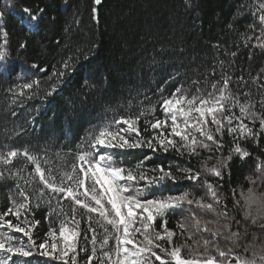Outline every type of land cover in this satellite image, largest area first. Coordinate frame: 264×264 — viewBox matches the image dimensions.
<instances>
[{
	"label": "trees",
	"instance_id": "1",
	"mask_svg": "<svg viewBox=\"0 0 264 264\" xmlns=\"http://www.w3.org/2000/svg\"><path fill=\"white\" fill-rule=\"evenodd\" d=\"M24 8L33 13L38 9L44 12L39 21H29ZM0 11L5 13L0 18V51L7 53V60L0 61V153L27 150L40 160L46 172L51 170L57 183L62 173L70 172L72 164L78 163L79 152L91 150L88 146L91 137L121 116L135 117L143 112L138 123L140 137L151 138L154 133L145 121L163 120L161 101L178 88L189 97L218 94L223 80L228 78V90L239 103L226 115L240 116L239 105L246 104L250 113L264 117V47L260 46L264 43V21L260 19L264 16V0H102L100 5L94 0H0ZM30 24L33 27H29ZM22 43L27 46L21 48ZM5 68L10 71L5 72ZM24 84L33 87L23 88ZM53 86H56L55 92H52ZM236 123L238 121L233 120V126ZM244 123L258 134L255 139L234 141L227 125L221 137L209 122L223 148L213 149L211 153L198 149V157H190L186 152L180 155L171 149L167 153L153 151L147 146L103 148L101 154L112 155L116 167L131 169L133 174L143 171L149 177H159V166L171 169L174 179L168 177L152 184L143 193L144 199L188 193L191 199L203 198L205 203H212L205 181L212 184L229 215L240 221L239 239L220 238L219 247L225 251L231 249L228 257L231 262L239 257L261 264L264 254L258 250L264 248V231L258 224L252 225L250 220L244 219L246 209L241 194L247 195L249 188L257 194L264 193V173L258 170V159L264 161V130L260 129L259 119L253 123L245 117ZM120 127L124 126L112 124L111 130ZM127 136L131 141L135 134L128 133ZM235 143L246 149L250 156L240 159L233 154L227 168L219 169L221 177L202 170L205 161L207 168L218 166L217 159L227 157ZM209 156L212 159H207ZM33 168L34 165L22 155L11 164L0 163V173L4 176L0 179V214L12 207L13 200L17 204L24 202L19 195L22 189L29 198L31 211L4 219L27 226L36 245L29 257L0 251V261L7 264H65V261L55 259L65 246L59 227L62 221H67L71 229V218L75 217L80 221L76 229L80 235H65L69 236V244L75 243L77 264H86L94 246V234L97 256L104 264H111L102 254L112 252L115 259V229L102 220L98 224V215L91 213L93 233L86 210L77 207L73 212L70 200L48 190L38 200L41 185L29 175ZM154 169L156 171H152ZM186 169L200 171L201 178L195 182L186 179ZM248 177L256 180V184L253 185ZM145 183L138 181L135 187L142 189ZM49 199L50 204L45 202ZM235 201L240 204L236 205ZM36 204L40 206L36 207ZM252 212L256 214L255 205ZM192 213L201 221L215 219L212 213L197 209L195 205L169 210L163 218L157 217L152 230L162 231L163 219L167 228L177 235L172 245L165 241L159 243L169 249L185 240L191 244L187 232L180 234L178 224L184 223L193 230ZM0 224H3L2 220ZM105 227L109 240L101 248ZM51 229L56 231L49 236ZM236 230L237 225L233 223V231ZM0 234V239L13 237L10 241L13 245H29L28 237L7 226L0 227ZM134 238L138 242L143 240L141 234ZM195 238L212 239V236L202 233ZM45 241V250L54 251V256L38 254V246ZM53 243L57 245L55 250L51 248ZM154 250L159 254V249ZM199 251L203 252V247ZM72 254L69 252V257ZM208 254L218 260L224 259L213 247H209ZM163 255L168 258L166 253ZM182 255L188 258L189 249H182ZM68 264H71L70 260ZM92 264H98V261L94 259Z\"/></svg>",
	"mask_w": 264,
	"mask_h": 264
},
{
	"label": "snow or ice",
	"instance_id": "2",
	"mask_svg": "<svg viewBox=\"0 0 264 264\" xmlns=\"http://www.w3.org/2000/svg\"><path fill=\"white\" fill-rule=\"evenodd\" d=\"M101 2L102 0H94L96 5H100ZM93 11L95 12L96 9ZM23 12L28 14L29 21H39L44 10L38 9L36 13H33L31 9L24 8ZM4 15L5 13L0 11V18H3ZM260 19L264 21V16H261ZM29 27H33V25L30 24ZM35 27H38V24ZM4 35L5 37L8 35L7 31L4 32ZM26 46V43L20 45L21 48ZM260 46L264 47V43H261ZM6 60V51H0V61ZM65 67L67 68L68 65L65 64ZM4 71H10V68H5ZM60 75H63V73ZM32 87V84L23 85V88L30 89ZM212 87L216 89V85ZM55 91L56 86H53L52 92ZM237 103L239 102L228 90V78L223 80V87L219 89L218 94L213 92L189 97L182 89L178 88L172 95L161 101L164 119H157L154 122L145 121L154 133L151 138L144 140L140 137L138 123L144 115L143 112L135 117L121 116L119 119L105 124L91 137L88 141L91 150L81 151L77 154L76 160L78 163L72 164L70 172L62 173L59 183L56 182V177L51 174V170L46 172V169L41 166L40 160L27 150L22 153L20 150H10L6 154L0 153V163L11 164L15 158L22 155L34 165L29 175L41 185L38 189V200L44 196L46 190L57 196H62L63 199L70 200L73 204V212L76 211L77 207L86 210L89 228L93 233H95V229L91 228V213L98 215V224L102 220L107 225H111L117 233L114 249L115 259L112 258V252H103L102 254L111 264H155L156 261L159 264H232L228 260L231 249L228 251L222 250L219 247V239L238 240L240 237V221H236L233 216L229 215L226 205L222 198L217 195L212 184L205 181L212 203H205L203 198L191 199L188 193L163 199H144L142 198L143 193L152 184L159 183L168 177L174 179L171 169L165 170L163 166H159L158 171L161 173L159 177H149L143 171L133 174L131 169L116 167L114 157L101 154V150L103 148L136 149L147 146L153 151L162 150L167 153L171 149L180 155H184L186 152L190 157H198L200 154L198 149L207 150L211 153L213 149L220 150L223 148V144L216 138L214 132L223 137L225 125H227L228 133L233 135L234 141L236 139H255L258 134L254 133L253 129L244 123V118L251 119L253 123L256 119H259L260 129L264 130V117L250 113L249 106L246 104L239 105L240 116L237 117L234 113L226 115V112H230L232 108H235ZM233 120L238 121L235 126H233ZM209 122L214 126V132L213 128L209 126ZM112 124L123 125L124 127L113 131L111 130ZM165 129H167V132H165ZM128 133L135 134L131 141L128 139ZM233 154H237L240 159L250 156L246 149L242 148L239 143H235V146L229 149L227 157L221 156L217 159L218 166L207 168V161H205L202 170L216 177H221L219 169L221 167L227 168ZM207 159H212V156ZM45 163H48V161H45ZM258 170L264 173V161H259V159ZM152 171H156V169ZM184 174L186 179L193 182L201 178L200 171L193 172L191 169H186ZM3 178V173H0V179ZM248 179L253 185L256 184V180L251 177H248ZM138 181L146 182L144 188L135 187ZM19 195L23 197L24 202L17 204L15 200L12 201V207L0 214V220L3 221L0 227L7 226L15 232L22 233L25 237H28L29 245L25 246L20 243L13 245L10 243L13 237H5L0 239V251L29 257L33 255L31 249L36 247L31 240L30 229L27 226L22 227L19 222L13 223L11 219H4L5 216L9 215L20 217L22 211H31L29 198L22 189ZM241 195L246 209L244 219L250 220L252 225L258 224L261 231H264V193L257 194L253 188H249L247 195ZM45 202L50 204L51 200ZM235 204L239 205L240 201H235ZM184 205H188L189 208L195 205L197 209L212 213L215 219L213 221H201L192 213L193 230H189L184 223L178 224L181 230L180 234L183 235L187 232V239L192 240V243L188 244L185 240L179 246H172L170 249L164 247L159 241H165L167 244L172 245L173 238L177 233L168 229L166 221L163 219L161 220L162 231H153L152 226L157 217L163 218L169 210L183 209ZM253 205L256 206L255 215L252 212ZM35 206L39 207L40 205L36 204ZM61 211H63L62 208ZM35 223L38 224L39 221ZM71 223V229L67 221H62L59 227V234L63 237L65 246L60 249V254L55 256V259L63 260L65 264H68L69 260L71 264H77L76 257L78 253H76L75 243L69 244V236L65 234L70 233L71 236L78 237L80 233L76 229L79 227L80 221L72 217ZM233 223L237 225L236 231H233ZM210 225L214 226L210 227ZM55 231L51 229L48 235L52 236ZM104 231L105 236L101 242V248L105 247L109 240L108 228L105 227ZM202 233H210L212 239L195 238ZM136 234H141L143 240L138 242L134 238ZM92 241L94 246L86 264H92L94 259L98 261V264H104V260L97 256L95 234ZM46 243L47 241L38 246V254L49 257L54 256V251L45 250ZM129 245L132 247H128ZM201 247H203V252L199 251ZM209 247L215 248L219 253V257L224 259L218 260L216 256L208 254ZM51 248L55 250L57 245L53 243ZM185 248L189 249L188 258L182 255V249ZM154 249H159V254ZM84 251H87V249H84ZM245 251H248V249L246 248ZM69 252L73 253L71 257H69ZM164 253L167 254L168 258L164 257ZM255 255L256 253L253 252V256ZM9 259H11V256ZM236 261L238 264H257L254 259L247 260L236 257ZM0 264H7V262L0 261ZM261 264H264V256H261Z\"/></svg>",
	"mask_w": 264,
	"mask_h": 264
},
{
	"label": "rangeland",
	"instance_id": "3",
	"mask_svg": "<svg viewBox=\"0 0 264 264\" xmlns=\"http://www.w3.org/2000/svg\"><path fill=\"white\" fill-rule=\"evenodd\" d=\"M258 251L264 254V248H261V250H258ZM232 263L238 264V262H236V261H233Z\"/></svg>",
	"mask_w": 264,
	"mask_h": 264
}]
</instances>
